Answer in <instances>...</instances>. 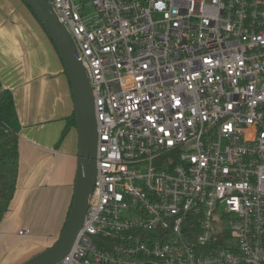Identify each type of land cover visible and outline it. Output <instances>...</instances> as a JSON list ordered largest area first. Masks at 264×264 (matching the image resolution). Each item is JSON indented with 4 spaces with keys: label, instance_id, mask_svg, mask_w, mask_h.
Wrapping results in <instances>:
<instances>
[{
    "label": "built area",
    "instance_id": "obj_1",
    "mask_svg": "<svg viewBox=\"0 0 264 264\" xmlns=\"http://www.w3.org/2000/svg\"><path fill=\"white\" fill-rule=\"evenodd\" d=\"M49 2L98 131L59 264H264V0Z\"/></svg>",
    "mask_w": 264,
    "mask_h": 264
},
{
    "label": "crops",
    "instance_id": "obj_2",
    "mask_svg": "<svg viewBox=\"0 0 264 264\" xmlns=\"http://www.w3.org/2000/svg\"><path fill=\"white\" fill-rule=\"evenodd\" d=\"M0 79L14 95L22 126L16 193L0 223V264H24L63 233L75 193L78 135L73 128L60 143L75 109L70 81L23 0H0Z\"/></svg>",
    "mask_w": 264,
    "mask_h": 264
},
{
    "label": "water",
    "instance_id": "obj_3",
    "mask_svg": "<svg viewBox=\"0 0 264 264\" xmlns=\"http://www.w3.org/2000/svg\"><path fill=\"white\" fill-rule=\"evenodd\" d=\"M53 41L70 81L78 135V169L72 207L59 240L24 264H59L83 228L97 175L98 131L93 90L77 45L49 0H23Z\"/></svg>",
    "mask_w": 264,
    "mask_h": 264
},
{
    "label": "trees",
    "instance_id": "obj_4",
    "mask_svg": "<svg viewBox=\"0 0 264 264\" xmlns=\"http://www.w3.org/2000/svg\"><path fill=\"white\" fill-rule=\"evenodd\" d=\"M21 128L14 95L10 89L3 87L0 79V223L8 212L16 193L19 172L18 142ZM73 128H77L75 111L66 118L60 143Z\"/></svg>",
    "mask_w": 264,
    "mask_h": 264
}]
</instances>
